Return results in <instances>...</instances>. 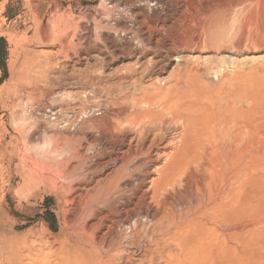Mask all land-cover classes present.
I'll return each mask as SVG.
<instances>
[{
    "label": "rangeland",
    "instance_id": "374dc122",
    "mask_svg": "<svg viewBox=\"0 0 264 264\" xmlns=\"http://www.w3.org/2000/svg\"><path fill=\"white\" fill-rule=\"evenodd\" d=\"M189 70L197 97L212 94L225 106L234 97L238 107V94L249 91L253 111L240 126L248 130L256 170L246 193L250 207L234 222V253L239 264H264L261 247L245 245L264 225V0H0V264H39L41 250L47 263L79 264L77 254L90 247L84 232L119 255L107 248L114 205L123 235L134 232L138 214L150 233L167 222L150 196L138 203L166 162L163 154L194 140L175 104L186 96L179 82ZM199 103L196 128L210 118ZM148 109H158L153 121L136 116ZM152 124L158 134L149 140L157 137L161 160L144 166L137 159L118 185H101L118 169L117 157L136 146L139 126ZM173 195L174 211L183 212L187 200ZM134 242L125 240V258L165 263L148 240Z\"/></svg>",
    "mask_w": 264,
    "mask_h": 264
},
{
    "label": "bare ground",
    "instance_id": "6f19581e",
    "mask_svg": "<svg viewBox=\"0 0 264 264\" xmlns=\"http://www.w3.org/2000/svg\"><path fill=\"white\" fill-rule=\"evenodd\" d=\"M193 79H195V77L193 76V73L189 70V72L185 74L183 78L180 80L181 82L179 83L184 85V88H187L186 92L182 91L186 94V96L184 95H183L184 97L182 96L181 103L179 104L175 103V104L178 105L177 112H179L178 115H176V117H178L179 119H183L184 123L188 122L189 125H191L194 128L193 131L194 140H192L190 143L184 142L181 144H176L175 146H173V149L170 147L172 151L163 154L164 155L163 157L166 158L163 159L166 160V162L163 165H161V167L159 166V168L156 169L155 173L157 177L155 179H152L151 187L147 191V193L142 194L140 198L138 197L139 198L138 204L141 207H143L144 203H146L145 201L147 200L148 196H150V198L153 201L157 202V209L159 210L160 214L162 212L165 213L164 219L167 222L159 225L158 229H156V224H155L150 233L149 224H144L142 222L143 219L140 220V217H143V215L138 214L137 215L138 221L133 227L134 232L129 236L126 234L123 235L118 231L119 229H117L119 223H121L122 220L119 219L120 211L118 212L116 205H114V208L110 213L113 217L110 219L108 217L109 225L107 226V232H108L107 236L110 238L111 243L107 248L111 247V250L116 251L117 253L120 254L119 255L111 254L110 251H106L105 239L102 241H97L94 239L88 240L87 233L84 232L82 233V239H84L85 243L88 244L90 247L80 250L79 253L77 254L78 256L74 263L136 264V261H134L132 258V256L134 255L132 256L129 255L128 257L126 256L125 258L121 253L125 240L128 239L129 237H132L135 239L133 245H136L137 241L142 242L144 240H148L150 248H152V246L156 247L160 252H162V255L166 257L164 264H239L238 263L239 261H237L236 260L237 258H235L237 254L235 255L234 253L236 252L234 247V240L237 234V232H235L236 227L234 222H236L235 221L236 219L238 220L237 217H240L245 213L247 209V205L251 204L249 203V201L247 202L248 197L246 198V193L249 184H251L250 181L251 172L255 169V168L253 169L252 167L253 162H252L251 144L248 137L246 136L249 134L245 132V130H247L245 129L246 127L244 128L245 130L243 131L242 126H240V124L245 126L244 124H246V121L248 122V120H245L244 117H246L248 113L251 114L253 111L251 110L250 111L251 113L248 112V108H250L249 107L250 102L246 97L247 95L245 94H248L247 92L249 91L246 89V92L244 93L245 96L242 95V93L238 94L240 96L237 95L238 97H236V99L240 98L239 99L240 102L239 104H237L239 105L238 107L234 106L235 104L233 105V103L236 102L234 97L233 98L229 97L230 101L227 100V104L225 106V104L219 102L220 100L218 101L217 98H215L212 94L209 96L201 94V96L198 95L199 97H197V93H195V90L192 89L193 85L191 83ZM246 85L248 84L246 83ZM244 86H243L244 88L243 90L245 91L246 86L245 87ZM169 89H167V92L169 91ZM177 90H179V87L177 88ZM240 90L241 92L243 91L242 89ZM164 92L166 91L164 90ZM167 95L169 94H166V97ZM157 96H161V94ZM156 97L154 96V99ZM149 98L150 96L146 99L149 100ZM161 98L162 100H164L165 97H161ZM146 99H144V101ZM219 99H222V97ZM136 100H138V98H136ZM150 100L152 101V99ZM165 100L164 102L161 101L162 104L168 101ZM231 100L233 102H231ZM138 101L135 102L138 103ZM140 101L139 103H141L142 105V101L141 102ZM199 101L203 104H206L205 106H203L205 107L203 110V114H206V116L207 117L209 116L210 118L206 120L204 126L196 128V126L193 123V121L195 120L193 116L194 115L196 116V114L198 115V113L202 108V106H200L201 104L199 103ZM155 102H157V99ZM150 103L149 105L151 107L153 104L151 105ZM146 105L147 103L145 104V106ZM174 106L176 105H172V107L171 106L169 107L173 109ZM157 107L159 106H156V108ZM163 107H165L164 108L165 110L166 108H168L166 107V104H163ZM157 110L158 109H155V111L152 109H148L136 113V116L140 118L142 121L144 120L153 121L154 117L158 114L156 112ZM168 110L170 111V109H167V111ZM175 110L173 109L172 111ZM164 111L162 113H164ZM249 114L247 117H250ZM132 116L134 115L132 114ZM171 116L172 115H170V117ZM157 117L158 116H156V118ZM133 119L135 120V117ZM128 120L131 121L129 118ZM242 120L243 123H240V121ZM174 122L176 123V121ZM146 125L139 126L138 130L136 131L137 133L136 146L133 147L132 145H130L126 152L121 153V156L119 155L120 157L119 156L117 157V160H115L114 163L119 165L118 169L115 170L113 174L112 173H110V175L108 174L107 179L106 180L104 179L102 183H100L99 181L101 185H108L109 187L118 185V183H120V181L124 178V176L125 175L127 176V171L130 169L131 165L137 159L140 158L144 159L145 160V163L143 164L144 166H146L147 164L150 165V163L161 160L162 154L160 155V150H159L160 146L157 141V137H154L151 141L149 140L152 134L153 135L158 134L154 132L157 129H155L154 124L148 126ZM182 130L184 131V129ZM178 135L176 137H178ZM162 140L163 138H161V141ZM171 141L170 144H172ZM174 141L176 142V138ZM154 157H157V159H154ZM260 159L262 158L260 157ZM141 162L142 161H140V163ZM255 178H257V176ZM259 178L261 177H258V179ZM258 179L256 181H258ZM260 183H262V180L260 181ZM99 186L100 185H98V187ZM257 186H259V184ZM250 189L252 188H249V190ZM171 192L174 194L172 196L174 199L183 197L187 200L183 212L177 213L174 211L173 205L170 201ZM138 204H135L134 208L138 207ZM258 206H260L259 203L257 207ZM142 210H143L142 208H139L140 212H142ZM127 211H130L129 216L133 217L135 215L136 209L133 208L131 209L130 207V209ZM145 217L148 218V215H145ZM258 218L260 217H257V219ZM261 218H263L262 222L261 220L259 221L256 220V222L257 221L261 222L259 224L263 225L264 217L262 216ZM127 219L126 221L129 222L130 219L128 220ZM251 233L253 234V232ZM250 238H252V236ZM255 240H254L255 242L251 241L250 243H247V241L245 240L246 242H244V244L247 243L245 245L248 246L250 245L251 248L254 247L252 245L259 246L261 247L264 253V225L261 231V236ZM29 250L32 249L30 248ZM41 251H38L37 256H34V258H36L37 263L46 264L47 263L46 261L49 260L47 259L46 256L47 253H44L45 251L42 252ZM245 262L246 261L244 260V263ZM30 263L32 264V262ZM47 264H50V262Z\"/></svg>",
    "mask_w": 264,
    "mask_h": 264
}]
</instances>
